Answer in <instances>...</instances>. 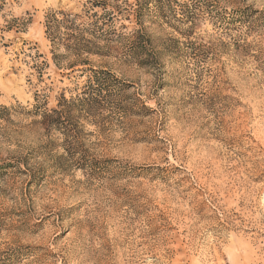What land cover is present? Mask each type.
I'll list each match as a JSON object with an SVG mask.
<instances>
[{
	"label": "rangeland",
	"instance_id": "374dc122",
	"mask_svg": "<svg viewBox=\"0 0 264 264\" xmlns=\"http://www.w3.org/2000/svg\"><path fill=\"white\" fill-rule=\"evenodd\" d=\"M90 1L0 0V264H264V0L150 14L142 65L125 55L134 0H107L120 19L83 56L123 85L74 111L68 142L43 112L90 71L64 68L44 21Z\"/></svg>",
	"mask_w": 264,
	"mask_h": 264
},
{
	"label": "trees",
	"instance_id": "16d2710c",
	"mask_svg": "<svg viewBox=\"0 0 264 264\" xmlns=\"http://www.w3.org/2000/svg\"><path fill=\"white\" fill-rule=\"evenodd\" d=\"M173 2H177V0H134L132 5H130L136 28H133V33L130 36L131 42L126 46L125 55L129 59L140 65L145 63L143 55L145 53V42L148 37H146L143 22L150 14L153 15L155 13L157 17L163 18V15L167 12L174 13ZM94 7H100L101 14H98L97 11H90ZM116 7L117 5L107 2V0H94L90 1L88 9L84 10L83 17L63 10L51 11L45 16V33L51 44L57 47L64 46L69 54L74 57V60L65 64L64 68L78 71L80 74L90 71L87 80L78 88L79 90L73 98L66 99L62 95L56 108H51L50 112H43L45 120L50 119L49 121L53 128L60 131L68 142H76L78 139V131L75 130L72 122L78 120L79 116L74 111L77 109L88 113L95 111L101 107L104 100L109 99L110 92L113 89L122 88L123 84H120V80L113 73L101 68L90 67L89 60L83 56L84 54H100L96 50L99 49V46H97V31L108 21L112 25L116 20L120 19L118 13L121 11H116ZM182 13L185 14V20L188 19L189 23L194 22L195 18L189 16V11L182 10ZM244 15H246L245 11L240 10V17ZM79 17L80 19L85 18V20L78 22ZM88 19L91 21L89 23L85 22ZM86 24L94 29H90ZM54 49L52 47L55 61L58 54L53 52ZM34 107L39 108L37 104ZM3 109L6 108L1 107L0 112ZM100 162H86L83 167L91 171L96 170ZM8 167H11V165L0 164V175H4Z\"/></svg>",
	"mask_w": 264,
	"mask_h": 264
}]
</instances>
